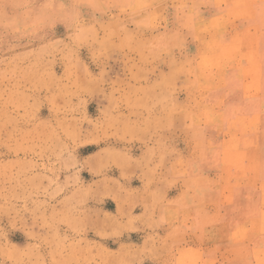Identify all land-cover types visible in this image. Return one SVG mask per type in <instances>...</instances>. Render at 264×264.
<instances>
[{"label": "rangeland", "instance_id": "374dc122", "mask_svg": "<svg viewBox=\"0 0 264 264\" xmlns=\"http://www.w3.org/2000/svg\"><path fill=\"white\" fill-rule=\"evenodd\" d=\"M181 3L204 24L223 14L215 0H154L156 28L122 17L133 48L183 38L144 60L116 37L103 55L98 42L75 44L66 16L79 12L97 41L101 25L114 23L82 0H0V264H191L193 254L198 264H256L264 112L254 132L196 125L189 112L239 108L251 119L259 102L241 85L215 108L226 90L196 93L186 88L191 77L171 74L206 44L219 53L239 39L247 52L261 20L231 19L197 39ZM47 4L51 15L34 29ZM225 74L245 79L236 68Z\"/></svg>", "mask_w": 264, "mask_h": 264}, {"label": "clouds", "instance_id": "9594fccd", "mask_svg": "<svg viewBox=\"0 0 264 264\" xmlns=\"http://www.w3.org/2000/svg\"><path fill=\"white\" fill-rule=\"evenodd\" d=\"M86 3L93 13L100 15H108L114 21L113 24L101 25L104 31V36L97 41V31L95 25L85 27L83 21L80 19L79 12H76L71 19L76 26V32L73 36V42L77 45L80 43L92 40L98 42L101 47L99 55H103L107 51L106 45L112 44V38L116 37L120 43L117 47H128L133 51H139L142 59L147 60L149 57L155 58L162 52L167 53L171 47H183L184 40L177 33L175 36L166 37L160 36L155 40L142 44L138 48H133L135 40L134 34L128 32L127 26L123 23L122 17H126L137 24L138 27L156 28L158 26L159 16L153 8L154 0H82ZM257 6L253 7L236 0L230 6L226 0H215L217 8L222 9V15L216 16L214 19L204 24L203 21L197 22L199 12L196 6L185 12V4L181 3L177 8V12L181 17H184L185 22L183 27L188 29L197 39L201 34H207L214 30H222L224 25L230 22L231 19L236 18H253L254 14L260 17L261 26L257 32L253 34V40L250 41L248 51H242V42L239 39H234L231 44L226 46H218L221 51L217 53L212 44H206L204 50L198 55L187 59L185 62L177 66L171 74V78L180 74L191 77L186 84V88L195 91L196 93H203L207 91L216 92L219 90H226L224 97L217 98L214 105L215 108H220L224 105L225 99L232 87H239L242 85L245 97L251 103L259 102V111L256 116L249 119L241 115L239 108H232L229 115L223 112H214L212 109L205 108L202 111L195 113L189 112V118L194 124L201 123H217L219 125L227 124L229 128L242 127L244 131H256L259 114L264 112V55L259 51V43L264 39V0H256ZM115 11V15L113 14ZM51 15V4L44 6V11L41 18H38L36 23L32 26L34 29L42 26L44 19ZM140 17V19H136ZM73 50L68 49V55H73ZM247 61V65L243 64ZM224 70V74L215 78L214 82H210L207 77L216 69ZM236 68L240 71L244 80L238 78L230 79L226 76V70ZM261 190L264 191V183L261 184ZM260 231L264 232V202L260 206ZM195 258L191 264H198V254H193ZM256 264H264V247L258 248L255 251ZM179 264H185L181 259Z\"/></svg>", "mask_w": 264, "mask_h": 264}]
</instances>
